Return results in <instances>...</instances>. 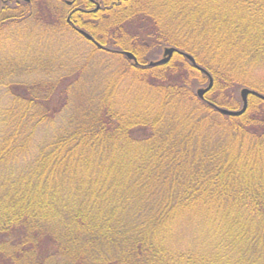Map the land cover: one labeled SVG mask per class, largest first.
<instances>
[{
    "label": "trees",
    "instance_id": "obj_1",
    "mask_svg": "<svg viewBox=\"0 0 264 264\" xmlns=\"http://www.w3.org/2000/svg\"><path fill=\"white\" fill-rule=\"evenodd\" d=\"M52 1L0 0V29L69 30ZM238 1L101 0L79 12L70 22L105 47L107 70L124 51L138 61L107 72L96 95L73 98L75 58L0 61V264H264V101L232 117L214 107L236 108L241 68L264 64V0ZM37 28L26 46L40 44ZM140 35L155 37V56L191 55L210 95L197 96L208 78L182 55L148 67ZM129 74L155 106L115 91Z\"/></svg>",
    "mask_w": 264,
    "mask_h": 264
},
{
    "label": "rangeland",
    "instance_id": "obj_2",
    "mask_svg": "<svg viewBox=\"0 0 264 264\" xmlns=\"http://www.w3.org/2000/svg\"><path fill=\"white\" fill-rule=\"evenodd\" d=\"M3 1H5V0H3ZM185 1H190V0H185ZM239 2L240 1H238V0H233V5L231 6V8L233 10L235 8L238 9V3ZM52 3H53V5L54 4H59V5L61 4V5L66 7L65 8V15H66L65 21L67 22L68 25H70L69 30L62 32V33H58L56 31H53L51 33H43V30L40 27V25L42 23H39L37 25H35L32 22L28 23L29 25H21L22 23L6 24L5 26H3L0 29V61L4 60L5 58H8L10 60H16L19 62L22 61V63H25L27 61H30V60L36 58L38 55L48 56L51 59H55L56 62L60 61L59 58H63V59H70V58L74 59L75 58L76 61H75V59H74V61L76 63V69L79 72V74H78V78L76 79V82L74 83V85H76L77 90L74 91L73 98H74L75 92H82L84 90L86 91V93L83 92V94H84L83 96H87L88 90H89V92L94 91L92 93H93V95H96V93L99 92L97 89H100V87L97 86V82L99 81V84H100L101 77H103L104 82L111 77L114 78L115 76H109L107 72H109L110 70H113V68H116V69L121 68V70H124L122 67V63L125 65L128 64V62L124 61V60H128L125 56H123V58L111 56L113 58L112 59L113 64H110V63L109 64H110V66H113V68L107 70V68H105V66H104L106 55L104 54L103 49H105V47L102 44H99L100 47L94 45L93 43L91 44L87 40H85L82 36H78L77 33L74 32L75 29H74V26H72L73 24L70 22L71 21L70 19L72 18V21L74 20L76 25H78L77 24V20H78L77 16L79 15L78 13L80 12V9H82L86 12L88 11V13L86 14L87 16L88 15H94V13H97V11L101 8V0H62V1L58 0V2H57V0H55V1H52ZM223 3L221 2L222 7L226 8L225 7V6H227L226 3L225 2H223ZM238 15L242 16L243 12H241L239 10ZM245 20H247V19H245ZM26 28H37L36 33H34V36H35V41L41 40L39 45L36 46V43L34 42L32 46L31 45L26 46L25 43L27 42V40H25L23 38L24 35H27L25 33ZM86 33L89 34L88 32H86ZM154 39H155V37L153 38V40H148L147 43H143V41H144L143 35L139 36V40L141 42V44H140L141 47L139 48L140 53H141L139 56L140 60H143L144 58L147 59L146 54L148 56H149V54L153 55V56H151L152 57L151 59L148 58L146 60L147 62L157 61V60H160L162 58V55H163L162 50L160 52H158L159 54H157L156 56L153 54L156 50V47H153V46H155L153 44ZM143 45H145L148 48V51L143 49ZM42 46H45L44 50L46 53H41L39 51V49ZM168 48H175V47H168ZM107 49H110L111 51L114 50V48L112 46H107ZM175 49H177V48H175ZM124 52L131 53L135 58V60L133 61V64L137 63V65H138V61L132 52H130V51H124ZM121 54L123 55L122 52H121ZM174 55L175 54H173L172 57ZM128 61H131V60H128ZM252 63L253 64L250 63L251 65L245 64L241 68L242 70L240 73L242 76H241V79H239V80H244L247 83V86H243L240 89V91L244 88H247L251 91H254V92L264 96V94H262L260 91H257L255 88H253V86L258 87L262 92H264V64L263 65L260 64V59L259 60L256 59ZM100 67H101V70H99V71L102 72V75L99 77L96 74V73H98V71L95 72L92 70V68H100ZM103 67H104V69H103ZM35 74H37V72H35ZM204 75H206V74H204ZM126 77H125V79H123L119 82V83H121L123 81V83H121V86H119V88L117 86L118 90H115V91H120L121 89L125 90V91H123L124 93H126L125 100H128L129 96L134 95L133 101H131V102L129 101L130 105H132V107L139 108V106H141V107L143 106V108L146 109V107H147L146 105H149V103L152 105L151 107L155 106L156 101L151 100L152 98H150L151 101H147L148 98H147V100H145V96L141 95V93L138 92L139 90H143V89L141 88V86H138L137 83L134 82L136 80L132 79L130 74L127 75ZM209 77H210V75H209ZM207 78H208V76H207ZM208 80H209V78H208ZM211 80H212V78H211ZM132 83L137 86V87H135V88H137L136 93H134L135 89H133L134 87H132ZM205 85L204 84L200 85L198 89L206 88L208 86V84L206 86ZM212 87H213V80H212V85H211L210 89L206 93H204V95L201 99H204V97L207 96L208 93H209L208 95H210V93L212 92ZM240 91L238 94L239 96H240ZM123 92H121V93H123ZM220 92H218V95H217L218 97L220 96ZM226 94H227V92H225V89H224L223 90L224 98H225ZM83 96H81V97L77 98V100H75V102H77L76 103L77 105L79 104L78 101L80 102V99L83 98ZM251 97H255V98L259 99L256 96L249 95V96H247V103ZM136 98H139V99H136ZM134 99H136V100H134ZM219 99L221 100V97ZM225 99H228V98H225ZM228 100L230 101V99H228ZM235 101H237V100H235ZM82 102H84V101H82ZM82 102H80V103H82ZM236 106L237 107L233 108V109L229 108V107H225V106L221 107V108L231 110V111H239L242 108V101L240 102V97H239V103L237 101ZM186 107H188V106H186ZM216 107H218V106H216ZM246 109H247V107H246ZM246 109H245V111H246ZM223 116H225V115H223ZM63 117H64V113L60 115V118L58 119L59 122L64 121ZM229 117H232V116H229ZM262 168L264 170V162L262 163ZM184 243H185V240H182L180 242V244H184ZM169 245H171V242L169 243Z\"/></svg>",
    "mask_w": 264,
    "mask_h": 264
},
{
    "label": "water",
    "instance_id": "obj_3",
    "mask_svg": "<svg viewBox=\"0 0 264 264\" xmlns=\"http://www.w3.org/2000/svg\"><path fill=\"white\" fill-rule=\"evenodd\" d=\"M70 4V3H69ZM98 8V7H97ZM77 32L82 36L84 37L86 40L88 41H91L93 43H95L96 46L100 47L99 44H97L93 38L87 34L85 31L83 30H78L77 29ZM173 54H179V55H182L183 57H185L189 63L198 71H200L201 73L203 74H206L209 78V82H208V86L206 88H202V89H198L196 94L197 96L201 99L204 95V93H206L211 85H212V80H211V77H209V74L201 67H199L193 57L187 53H183L175 48H165L163 50V55H162V58L160 60H157V61H153V62H149L148 63V67H154V66H158V65H163V64H166L167 62H169V60L172 58V55ZM123 55L128 59V60H131V61H134L135 58L134 56L129 53V52H123ZM136 64V63H135ZM249 95H253V96H256L258 97L259 99L263 100L264 101V96L263 95H260L254 91H251L247 88H244L240 91V98H241V101H242V108L239 110V111H231V110H227V109H222V108H219V107H216L215 106V109L221 114V115H225V116H239V115H242L244 112H245V109L247 107V96Z\"/></svg>",
    "mask_w": 264,
    "mask_h": 264
}]
</instances>
